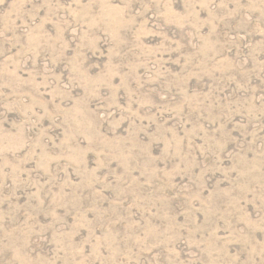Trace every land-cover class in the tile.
<instances>
[{
    "label": "rangeland",
    "instance_id": "374dc122",
    "mask_svg": "<svg viewBox=\"0 0 264 264\" xmlns=\"http://www.w3.org/2000/svg\"><path fill=\"white\" fill-rule=\"evenodd\" d=\"M0 264H264V0H0Z\"/></svg>",
    "mask_w": 264,
    "mask_h": 264
}]
</instances>
